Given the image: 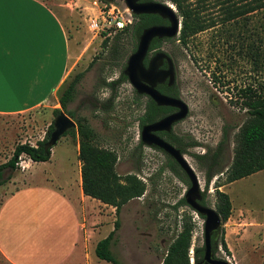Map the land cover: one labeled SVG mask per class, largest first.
<instances>
[{
  "label": "rangeland",
  "instance_id": "rangeland-1",
  "mask_svg": "<svg viewBox=\"0 0 264 264\" xmlns=\"http://www.w3.org/2000/svg\"><path fill=\"white\" fill-rule=\"evenodd\" d=\"M48 1L62 13L69 45L67 79L56 95L57 100L75 76L81 74L74 99L67 109L73 113L74 120H86L96 133L98 146L116 153L117 174L122 177L134 175L145 188L143 195L125 204L118 216L114 208H106L108 218L99 225L104 227L103 231L113 229L114 221L119 219L110 250L122 264H162L169 244L183 224L190 223L192 238L188 264H195L194 250L204 243V218L187 204L179 203L189 188V180L164 153L139 146V118L144 114L146 98L137 97L128 81L112 88L108 86L119 79L138 44V40L135 42L128 34L120 37L118 42L114 39L118 31L133 23L132 14L124 0H114L106 8L96 0ZM151 1L172 5L168 0ZM103 11L106 12L104 16L101 15ZM102 17L110 28L92 31L91 21L101 24ZM115 19L121 23V28L115 27ZM212 35L211 31L200 33L190 38L186 45L177 40L178 35L159 45L173 62L179 98L189 109L187 118L176 123L172 132L185 143H196L183 155L205 192V205L215 210L214 183L217 179L220 190L231 200V215L220 227L230 255L219 244L214 253L230 264H264V171L230 184L224 175L233 159L234 137L247 118L245 111L234 104L238 97L237 89L255 87L259 77L264 76L258 75L230 48L214 43ZM105 37H108V43L103 47ZM112 94L115 97L109 105L107 101ZM54 103L58 101L52 100L50 108L41 107L23 116L0 117V163L11 158L12 148L17 144H35L39 136L44 137L55 118L51 109ZM56 108L60 109V106L56 105ZM76 143L68 135L60 139L56 148L57 156L64 155L73 167L77 160L74 152ZM215 151L218 152V175L205 191L207 164L201 166L194 155ZM24 161L25 156H22L17 170H7L6 173L19 179L22 174L18 172ZM9 187L3 186L1 194L9 192Z\"/></svg>",
  "mask_w": 264,
  "mask_h": 264
},
{
  "label": "trees",
  "instance_id": "trees-1",
  "mask_svg": "<svg viewBox=\"0 0 264 264\" xmlns=\"http://www.w3.org/2000/svg\"><path fill=\"white\" fill-rule=\"evenodd\" d=\"M99 3L109 6L114 0H97ZM151 1V0H144ZM176 8L181 18V29L178 39L183 45L188 40L200 33L211 31L214 43H222L226 48L237 54L252 66L258 75L264 76V0H168ZM133 23L126 25L118 31L114 39L118 42L120 37L130 35L136 42L142 32L152 25L167 24V20L154 14L132 15ZM170 41L172 39H164ZM163 40V41H164ZM162 42L154 39L149 51L158 50ZM108 37L103 41L106 47ZM146 65V61H145ZM82 75L79 74L64 89L58 99L60 109L52 112L56 117L63 111L74 120L73 113L69 111L68 104L73 101L75 88ZM257 86L240 87L237 89L235 105L247 114L246 120L239 127L234 137L233 159L231 165L224 172L227 184L249 177L264 170V77H259ZM124 72L119 79L108 84L110 88L127 81ZM157 90L167 96L179 97L176 84L172 86L158 85ZM136 93V92H135ZM137 97H144L136 93ZM114 94L107 103L112 104ZM169 107L157 106L149 97H146L144 114L139 118L140 127L153 123L171 112ZM76 131L66 132L62 137L70 135L78 144V160L81 163V188L84 196L98 200L102 204L111 206L118 216L122 207L129 201L140 198L144 191V185L134 176H120L116 172L118 157L112 150L102 148L96 144V133L85 119H75ZM53 122L49 125L44 138L37 141L35 146L28 143L17 144L14 147L11 158L0 165V186L7 183L12 177L7 170L15 171L22 156L28 157L32 162H46L51 156V147L47 142L53 131ZM182 154L187 148L195 147L196 143H185L173 132L157 133ZM61 137V138H62ZM60 138V139H61ZM139 146L143 144L139 142ZM154 149H157L154 147ZM158 150V149H157ZM169 162L180 170L176 162L166 155ZM197 162L203 166L207 164L205 176V191L212 179L218 175V152H206L203 155H194ZM218 180V179H217ZM214 183L215 210L224 224L231 215L232 204L227 193L220 190L221 185ZM205 192L202 193L201 205H205ZM186 204L184 199L179 201ZM203 218L202 216H199ZM119 228V219L113 223V230L108 236L99 241L95 248V254L100 260L111 264H122L110 250L116 231ZM192 238V225L184 223L181 231L169 244L166 257L162 264H188V252ZM219 246L227 254L230 251L224 240V233L219 231L212 236L213 251ZM204 248L194 250L195 263L203 257Z\"/></svg>",
  "mask_w": 264,
  "mask_h": 264
},
{
  "label": "crops",
  "instance_id": "crops-1",
  "mask_svg": "<svg viewBox=\"0 0 264 264\" xmlns=\"http://www.w3.org/2000/svg\"><path fill=\"white\" fill-rule=\"evenodd\" d=\"M17 11L27 16L29 26L5 41L0 96V117L5 119L50 108L52 100L58 101L56 95L66 82L69 68L62 13L48 0H27ZM43 138L39 136V141ZM56 148L51 149L46 162L25 157L18 172L22 176L18 179L15 175L11 183L9 180L0 186V190L10 186L6 194L0 191V264L106 262L96 256L95 248L113 230L99 227L111 206L83 195L78 144L74 146L75 167L64 155L57 156Z\"/></svg>",
  "mask_w": 264,
  "mask_h": 264
},
{
  "label": "water",
  "instance_id": "water-1",
  "mask_svg": "<svg viewBox=\"0 0 264 264\" xmlns=\"http://www.w3.org/2000/svg\"><path fill=\"white\" fill-rule=\"evenodd\" d=\"M127 9L132 15L154 14L168 21V25H153L146 28L138 39L136 50L129 56L124 74L134 91L139 95L149 97L159 107H171L176 112L168 114L150 124H146L140 131V140L146 147H156L172 158L189 180L184 200L194 213L204 218V253L199 264H230L224 259L215 258L212 250V236L221 227V219L216 210L201 205L202 199L198 177L193 168L189 165L184 155L173 145L156 135L158 132H169L173 126L187 118L189 109L181 98H174L160 93L156 86L166 80L169 85L175 83V69L172 60L163 52L157 53L144 66V60L149 52L153 39H173L180 34L181 19L173 6L168 3L144 0H124ZM165 58L168 67L160 70L161 60ZM76 131V123L63 111L54 118L53 131L47 142L48 147L57 145L60 138L68 131ZM196 264V263H195Z\"/></svg>",
  "mask_w": 264,
  "mask_h": 264
},
{
  "label": "snow or ice",
  "instance_id": "snow-or-ice-1",
  "mask_svg": "<svg viewBox=\"0 0 264 264\" xmlns=\"http://www.w3.org/2000/svg\"><path fill=\"white\" fill-rule=\"evenodd\" d=\"M27 0H0V96L4 85V45L6 38L22 34L29 26L27 16L17 10L25 5Z\"/></svg>",
  "mask_w": 264,
  "mask_h": 264
},
{
  "label": "flooded vegetation",
  "instance_id": "flooded-vegetation-1",
  "mask_svg": "<svg viewBox=\"0 0 264 264\" xmlns=\"http://www.w3.org/2000/svg\"><path fill=\"white\" fill-rule=\"evenodd\" d=\"M163 25H168V21H167V24H163ZM153 26V25H152ZM155 39H158V38H155ZM164 39H166V38H163V39H160V40H164ZM154 40V39H153ZM152 40V41H153ZM150 48V47H149ZM160 52H162L161 50H160V48L158 49V50H152V51H149L148 52V54H147V56H146V58H145V60H144V66L145 67H147L148 66V64H149V62H150V60L157 54V53H160ZM164 53V52H163ZM167 55V54H166ZM145 61H146V65H145ZM167 67H168V62H167V59H165V58H163L162 60H161V62H160V65H159V68L158 69H160V70H165V69H167ZM128 81V80H127ZM163 85H166V86H172V85H174V84H172V85H169L168 84V81L166 80L164 83H162ZM162 84H158V85H162ZM157 85V86H158ZM157 86H156V89H157ZM161 93V92H160ZM165 95V94H164ZM142 96H144L145 98L147 97V96H145V95H142ZM171 97V96H170ZM175 98V97H174ZM179 98V97H178ZM169 108H171V107H169ZM172 110H171V112L170 113H168V114H171V113H174V112H176L177 111V109H175V108H171ZM168 114H166V115H168ZM165 115V116H166ZM164 117V116H163ZM162 117V118H163ZM161 119V118H160ZM158 121V120H157ZM143 127V126H142ZM141 128V127H140ZM142 129V128H141ZM170 132H172V129L169 131V132H165V133H170ZM158 133H160V132H158ZM156 135L157 136H159L157 133H156ZM160 137V136H159ZM161 138V137H160ZM163 139V138H162ZM165 140V139H164ZM166 141V140H165ZM139 142H141V140H140V135H139ZM142 143V142H141ZM169 143V142H168ZM143 144V143H142ZM144 146V145H143ZM150 148H153L154 149V147H150ZM156 148V147H155ZM158 149V148H157ZM159 150V149H158ZM159 151H161V150H159ZM162 153H164L163 151H161ZM165 154V153H164ZM165 155H167V154H165ZM180 168V167H179ZM185 174V173H184ZM203 193V192H202ZM202 193H201V195H202ZM200 203L202 202V199L199 201ZM212 250H213V248H212ZM213 256L215 257V258H218L217 257V255L214 253V251H213ZM202 259V258H201ZM201 261V260H200ZM199 261V262H200ZM199 262H198V264H199Z\"/></svg>",
  "mask_w": 264,
  "mask_h": 264
},
{
  "label": "built area",
  "instance_id": "built-area-1",
  "mask_svg": "<svg viewBox=\"0 0 264 264\" xmlns=\"http://www.w3.org/2000/svg\"><path fill=\"white\" fill-rule=\"evenodd\" d=\"M107 6L106 5H104V8H106ZM106 14V12L105 11H103V12H101V15L102 16H104ZM113 21V20H112ZM114 22V25H115V27L116 28H121V23L119 22V21H116V19L113 21ZM104 28H110L109 26H106V19H105V17H102V23L101 24H99L97 21H91V24H90V29L92 30V31H100V30H102V31H104V30H106V29H104Z\"/></svg>",
  "mask_w": 264,
  "mask_h": 264
}]
</instances>
